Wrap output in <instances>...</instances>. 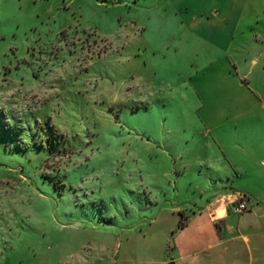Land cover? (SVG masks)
Wrapping results in <instances>:
<instances>
[{"label":"rangeland","instance_id":"obj_1","mask_svg":"<svg viewBox=\"0 0 264 264\" xmlns=\"http://www.w3.org/2000/svg\"><path fill=\"white\" fill-rule=\"evenodd\" d=\"M213 5L0 0V264H174L208 175L185 23Z\"/></svg>","mask_w":264,"mask_h":264},{"label":"crops","instance_id":"obj_2","mask_svg":"<svg viewBox=\"0 0 264 264\" xmlns=\"http://www.w3.org/2000/svg\"><path fill=\"white\" fill-rule=\"evenodd\" d=\"M213 2L207 13L185 23L194 36L186 44L199 46L209 100L201 105L208 152L199 170L201 175L206 168L208 175L195 182L200 196L192 206L202 212H192L178 229L175 237L192 234L176 243L173 259L174 264H264V117L256 109H264V96H258L264 94V0ZM257 156H262L259 167ZM184 167L192 169L191 162ZM238 200L249 210L234 213L231 206Z\"/></svg>","mask_w":264,"mask_h":264},{"label":"built area","instance_id":"obj_3","mask_svg":"<svg viewBox=\"0 0 264 264\" xmlns=\"http://www.w3.org/2000/svg\"><path fill=\"white\" fill-rule=\"evenodd\" d=\"M249 205L244 200H239L236 203H232V209L234 213H243L244 211H247L249 209Z\"/></svg>","mask_w":264,"mask_h":264},{"label":"trees","instance_id":"obj_4","mask_svg":"<svg viewBox=\"0 0 264 264\" xmlns=\"http://www.w3.org/2000/svg\"><path fill=\"white\" fill-rule=\"evenodd\" d=\"M179 214H181V216H182V213L181 212H179ZM184 225H185V223L183 222V221H179V228L180 227H184Z\"/></svg>","mask_w":264,"mask_h":264}]
</instances>
